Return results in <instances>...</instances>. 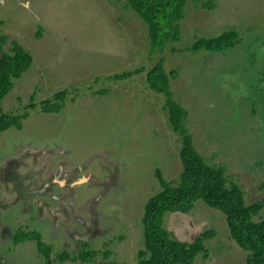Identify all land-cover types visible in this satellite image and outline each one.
Listing matches in <instances>:
<instances>
[{"label": "rangeland", "instance_id": "obj_1", "mask_svg": "<svg viewBox=\"0 0 264 264\" xmlns=\"http://www.w3.org/2000/svg\"><path fill=\"white\" fill-rule=\"evenodd\" d=\"M198 1L187 0L180 41L159 53L124 0H0L2 49L17 42L32 57L0 103L5 114L28 113L21 130L0 132V264H44L35 242L14 243L33 232L52 259L69 256L64 264H96L72 262L82 250L96 252L97 262L109 251L110 261L137 264L143 207L161 191L157 172L174 183L182 170L165 98L146 84L161 59L167 73L178 72L170 91L196 151L224 169L246 204L264 201V0ZM207 1L211 10L200 6ZM229 30L238 34L234 48L188 51ZM60 91L62 110L44 114L42 102ZM263 217L264 208L255 220ZM164 228L181 242L214 232L207 258L193 264H246L223 214L202 201L187 214H166ZM90 230L104 235L83 244Z\"/></svg>", "mask_w": 264, "mask_h": 264}, {"label": "trees", "instance_id": "obj_2", "mask_svg": "<svg viewBox=\"0 0 264 264\" xmlns=\"http://www.w3.org/2000/svg\"><path fill=\"white\" fill-rule=\"evenodd\" d=\"M128 7L146 26L148 43L152 52L162 53L170 43L180 41V21L184 17L187 0H124ZM196 5L198 0L194 2ZM201 8L211 10L212 2L200 4ZM239 42L238 34L229 30L212 38L197 39L188 51L198 53H221L234 48ZM6 37L0 36V103L14 88L15 82L26 73L32 65L31 55L17 42L11 43L9 51ZM144 70L123 72L110 79L117 82L126 80ZM178 77L176 70L167 73L163 59L146 73V84L154 93L165 98L164 109L174 133L180 137L179 157L182 170L174 183L166 182L157 172L161 191L150 197L143 207L141 219L143 250L137 252V264H193L198 255L207 258L208 251L204 242L214 236L212 230L200 234L192 242H181L173 238L164 228L166 214H187L197 201L219 211L225 217L226 226L232 241L243 250L246 264H264V217L260 216L264 201L246 204L241 188L230 181L221 167L208 165L196 151L192 137L185 128L186 111L173 99L170 82ZM101 91L97 94H104ZM66 91L56 93L51 100L42 102L44 114H57L63 108ZM32 100V98H31ZM29 108H35L29 105ZM28 113L11 115L0 112V132L9 129H22V121ZM35 242L37 251L44 258V264H64L70 261L65 253L55 259L50 256L52 247L41 241L40 235L33 232L14 237L15 245L20 242ZM105 259L97 262L96 252L82 250L72 262L95 261L96 264H126L109 260L110 252L106 251Z\"/></svg>", "mask_w": 264, "mask_h": 264}, {"label": "flooded vegetation", "instance_id": "obj_3", "mask_svg": "<svg viewBox=\"0 0 264 264\" xmlns=\"http://www.w3.org/2000/svg\"><path fill=\"white\" fill-rule=\"evenodd\" d=\"M91 232V230L90 231H88V233L84 236V238L81 240L82 242H84L83 244H86V245H88V244H90V243H92L93 242V240H95L96 238H99L100 237V239L102 238V236L104 235H94V234H91L90 233ZM53 251V250H52Z\"/></svg>", "mask_w": 264, "mask_h": 264}]
</instances>
